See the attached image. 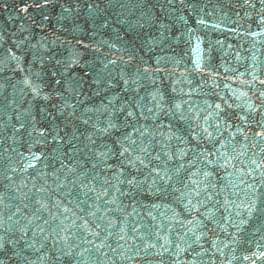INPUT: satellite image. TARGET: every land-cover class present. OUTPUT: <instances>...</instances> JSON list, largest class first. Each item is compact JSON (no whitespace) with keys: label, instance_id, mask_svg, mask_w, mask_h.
Here are the masks:
<instances>
[{"label":"water","instance_id":"obj_1","mask_svg":"<svg viewBox=\"0 0 264 264\" xmlns=\"http://www.w3.org/2000/svg\"><path fill=\"white\" fill-rule=\"evenodd\" d=\"M137 2L156 5L153 12L169 26L164 43H152L150 35L158 36L155 29L132 31L127 24L118 23L124 17H116L112 9H109L107 27L93 24L86 4L96 3L106 8L108 0H78L79 8L77 0H53L55 7L52 4L36 7L43 4V0H0V236L5 243L0 259L5 264H25L24 257H27V264H69L67 257L57 260L61 249L67 251L66 243L92 249L96 256L106 252L103 264H191L193 260L196 264H264V255H261L264 253V214L259 211L249 214V206L256 197L264 200V184L260 183L264 180V165L257 169L250 163L253 159L264 162L261 151L264 137L253 139L254 133L260 130L255 122L264 116V96L260 95L264 92V84L259 82L264 79V22L261 21L264 5L260 0L247 3L246 0ZM62 3L73 8L72 13L66 14L67 20L58 19ZM162 3L165 5L163 11L159 8ZM24 4L30 5L26 13L20 10ZM45 16L49 19L45 20ZM201 20L204 23H200ZM72 60L76 63L65 68L64 65ZM60 74L63 78L71 74L83 82L84 94L79 99L87 105H100L101 101L107 104L112 100L109 107L119 109L124 100L133 103L138 96L145 98L142 103L145 115L150 118L144 121L137 111L136 119L131 122L139 120L138 127H148L145 143L149 139L153 141V156L161 152V159L153 160L152 165L161 167V175L166 165L172 175V180L167 182L157 178L159 187L164 188L167 183L163 193H157L155 188L148 190L155 175L150 167H141L137 173L129 166L124 177L119 178L126 180L135 175L142 181L136 189L126 182L118 184V177L112 175L115 168L110 171L103 163H98L95 171L87 176L82 175L91 169V162L85 160L83 154L68 153L61 158L60 152L55 151L60 145L52 140L53 127L63 128L68 123L52 107L60 102L55 98L62 90V85L55 83L62 78ZM253 74L257 80H253ZM97 75L104 81L99 88L93 82ZM25 77L39 84L44 93H52L54 98L47 102L42 98L34 99L33 93L23 84ZM124 80H128L127 85ZM109 81L114 86L106 91ZM157 102L163 105V110L155 107ZM177 102L181 103V109L166 115ZM215 104L224 109L223 115L230 119L233 131L235 126L243 129L234 140L225 131L224 137L216 141L217 145L220 140L227 144L229 162L222 164L213 156L209 157L213 160L209 165L203 157L194 159L192 151L182 160L176 158L179 149L186 146L173 136V132L190 140L191 130L199 132L206 126L205 117L209 124L215 123ZM250 104L259 111L249 108ZM82 108L77 102V115ZM147 108H153V112L148 113ZM197 113L199 118H196ZM91 115L90 123L96 122L99 113ZM181 115L185 119H181ZM243 116H247V122L241 119ZM73 124L82 131L85 128L79 121L73 120ZM17 128L19 132L15 131ZM121 128L123 130L122 125ZM40 129L47 131L41 135ZM89 131L94 130L89 128ZM116 135L119 133L109 136L108 142L111 143ZM101 142L97 140L98 144ZM200 146L211 148L212 144L201 140ZM164 151L173 155L171 161L162 154ZM117 159L123 160L112 158L108 163L116 165ZM181 164L184 168L177 176L175 169ZM205 168L212 175L192 177L201 182V194L199 197L193 194L191 198L193 203L200 200L203 206L194 211L189 205L185 210L183 203H187V198L182 202L178 197L193 187L189 173ZM54 170L59 180L53 176ZM144 176L149 177L146 182ZM185 183L189 188L184 187ZM61 184L64 187H60ZM173 187L180 192H173ZM105 188L108 189L107 197L103 194ZM121 192L130 194L122 195ZM225 199L229 203L225 204ZM37 200L46 207L37 204ZM105 200L114 201L107 205L111 213L105 211ZM153 204L156 207H152ZM97 206V217L103 216L99 229L95 228L96 217L89 215ZM8 216L12 219L8 220ZM83 220H88L89 224L84 225ZM189 220L192 223H188ZM108 223L114 225L110 229L113 235L104 242L117 248V252L113 253L108 247L95 252L107 235L105 226ZM8 225L12 227L5 232ZM89 227L99 231L100 237L90 235ZM52 229H56V233ZM121 235L124 240H118ZM157 235H166L173 242L167 246V252L159 247L145 248L146 243L156 241ZM195 235H200L201 239L192 243ZM65 236L67 241L63 239ZM9 240L18 243L12 245ZM84 240L92 243H83ZM184 240L192 247L187 248ZM118 244L124 245L123 254ZM176 244L185 250L180 251ZM80 248H73V252ZM87 255L74 259L86 261Z\"/></svg>","mask_w":264,"mask_h":264},{"label":"snow or ice","instance_id":"obj_2","mask_svg":"<svg viewBox=\"0 0 264 264\" xmlns=\"http://www.w3.org/2000/svg\"><path fill=\"white\" fill-rule=\"evenodd\" d=\"M248 0H246V3ZM261 4L264 5V0H260ZM168 3L171 4V0H168ZM49 4H52L53 7H55V4L53 3V0H43V4H37L36 7H45ZM254 7V5H250ZM4 7H7L5 4ZM28 7H30L29 4H24L21 7V11L27 12ZM62 12L60 13L58 19L60 20H67L69 17L66 14H70L73 12V8L68 3H62L60 5ZM76 7L79 8V3L77 0ZM86 8L89 10V15L91 17V22L93 24L98 23L101 27H107L109 24V9L115 10V16L121 17L123 16L124 19L118 20V23L120 24H127L128 29L135 31L137 29L144 30V29H155L158 36H151L150 39L152 40L153 44H162L167 39V34L169 31V26L164 23V21L161 19L160 15H157L153 12V9L156 8V5H145L142 2H137V0H128L127 3L124 2V0H108V7H101L99 4L96 3H88L86 4ZM159 8L161 11L165 9V5L162 3L159 5ZM138 12V15H137ZM127 13V15H125ZM128 17H134V19H129ZM45 20H48L49 17L45 16ZM261 21L264 22V16H261ZM200 23H204L203 20L200 21ZM252 35H257V33H252ZM199 39V38H197ZM13 59H15V56H13ZM60 61H57V64H59ZM76 63L75 60L70 61L68 64H65V68H69L71 64ZM114 63V61L112 62ZM147 68H145V71L147 72ZM54 75H57L54 73ZM61 75V79H56L55 83L57 86L62 85V90L56 93L55 98L59 100V103L53 104L52 107L55 108L57 114L62 117L64 120H67L68 123L64 125L63 128H59V126H54L52 131L55 133L52 136V140L54 143H57L60 145L58 149L55 151L60 152L61 158L68 154H83L84 159L91 162V169L86 170L85 173H82V175L87 176L91 172H94L98 163H103L107 169L110 171L115 168V171L112 172V175L114 177H118L117 183L123 184L127 183L129 186L139 189L142 181L137 180V177L135 175L130 176V178L125 179H119L121 177H124L126 168L131 166L137 173L141 171V167L143 168H151V173H154L155 175L152 176L151 184L148 186V190L151 191L153 188H155V191L157 193H163L167 188V183L165 184L164 188L159 187L156 184L157 178L161 181H171L172 175L169 174V170L167 166L165 165L163 167L164 174L161 175V167L160 166H153L152 161L153 160H160L161 159V152H157L156 155H152V144L153 141L151 139L148 140L147 143H145V136L148 132V127L146 125H140L139 120H136V123H132L131 121L133 119H136V112L139 111V117L143 119L144 121H147L150 117L148 115H145L144 111V105L142 101L145 99L144 97H137V100L133 103H129L128 100H124L120 106L119 109L113 107H109L113 104L112 100H109L107 104H105L103 101H101L100 105H87L84 101H80V96L84 94L83 92V82L76 78L75 76L69 74L66 78H63V74ZM253 80H257L258 77L253 74ZM97 87L99 88V85L104 83L97 75L93 81ZM125 85L128 84V80L123 81ZM261 84H264V79L259 80ZM23 84L30 89V91L33 93V98H42L46 102L51 101L54 96L52 93H44L41 86L39 84H36L30 80V78L25 77L23 80ZM111 81L108 82V85L106 87V91L108 87H113ZM159 91V90H158ZM175 91V89H173ZM67 94V95H66ZM99 94L98 92L96 93ZM151 95V94H150ZM161 98L163 99V93H160ZM261 96H264V92L260 93ZM152 100L155 101L156 97L155 95L151 96ZM116 99H119L117 96ZM77 102H79L81 105H83V108L80 111V114L77 115ZM207 103V102H206ZM101 107H103V111H101ZM155 107L158 109L163 110V105L157 102L155 104ZM182 105L181 103L177 102L172 105L171 108L167 110L165 113L166 115L173 114L174 110L181 109ZM209 107H212V105H209ZM228 107H231V105H228ZM249 108H252L254 111H259L258 108H256L255 105H249ZM70 109V111H66ZM215 109V123L209 124L208 123V117H205V125L203 126L199 132H197L195 129L190 131L191 139H185L183 138L179 133L173 132V136L181 143L184 144L186 147L179 149V155L176 157L178 159H184L189 151L193 152V157L200 158L203 157V159L206 161L207 164L211 165L213 164V160L209 159V157L215 156L216 160L222 161V164H227L229 162V159H231L227 155V144L224 142V140H220L219 145H217L216 141L220 139L221 137H224V132L227 131L229 133L230 139H235V136L237 133H243V129H241L239 126H235V131H233V125L231 124L230 119L223 115L224 109L221 107L220 104L214 105ZM42 111H46V109H42ZM148 113L153 112V108H147ZM93 113H99V117L97 118L96 122L90 123V121L93 120V116L91 114ZM212 113H209V116H211ZM121 117H123V120H121ZM196 118H199V113H197ZM19 119V117H17ZM33 119L35 117L33 116ZM181 119H185L183 115H181ZM242 120L247 122V116L241 117ZM9 120H11V117H9ZM73 120L79 121L80 124L84 125L85 128L82 131L79 127H76L73 124ZM102 120V123H101ZM256 127L260 129L259 131H256L254 133L253 139L256 137H264V116H262L261 120L256 121ZM121 125L123 126V130L121 128ZM163 127V125H160ZM24 125L21 124L20 128H23ZM71 127V130L69 128ZM171 124L168 125L169 130H171ZM20 128L15 129L16 132H19ZM89 128L93 129L94 131H89ZM223 129V130H222ZM46 129H40V134L44 135L46 132ZM61 132L64 134L61 135ZM119 133V135H116V138L111 141V143L108 142L107 138L109 136L115 135ZM137 134V135H134ZM100 139L101 143H97V140ZM171 139V137H169ZM248 137L247 135H244V140L247 141ZM201 140H207L212 144L211 148H201ZM192 141H195V144L192 143ZM255 147V145H253ZM224 151H221V150ZM262 152H264V148L261 149ZM164 156L167 157L169 161L173 159V155L169 154L167 151H164L162 153ZM37 157H34L36 159ZM112 158H123V160L117 159V164L112 165L109 164L108 161ZM53 159H56V157H53ZM124 161L127 163L125 164ZM251 165H255L257 169L261 168L262 165H264V162L258 163L257 160L253 159L251 160ZM30 167L34 165H29ZM192 162L189 161V167H192ZM63 167V165H62ZM184 168V165L181 164L178 168L175 169V174L179 176L180 171ZM250 171H255V169H249ZM72 172H75L74 169L71 170ZM150 173V174H151ZM197 175H203L205 178L212 175V172L205 168L203 170L197 169L195 171H192L189 173V180L191 181V185L193 186L191 189H189L188 192H181L180 199L182 202L185 198H187V203H183V207L185 210L189 209V205L191 206V209L194 211H198L200 206H203L202 202L200 200H196L195 203H193L192 195L194 194L196 197H199L201 194L200 190V183L199 181L192 179V177H195ZM53 176H55L56 180H59V176L57 175V171L54 170ZM148 176L143 177V181L148 180ZM67 179V177H65ZM93 179H95L93 177ZM183 182V181H181ZM107 183V181H106ZM261 184H264V180L260 182ZM60 187H64L63 184L59 185ZM112 187L116 188L117 191H121L120 188L116 187V185H113ZM184 187L187 189L189 188V185L187 183L184 184ZM215 187V185H213ZM249 187H252L251 185ZM205 192H207V184H205L204 188ZM38 191H43V189H39ZM173 192H180V189L173 187ZM253 191L255 192L256 189L253 188ZM103 194L105 197L108 195V189L105 188L103 191ZM122 195L130 194V193H124L121 192ZM208 198L211 199V194H208ZM114 201L105 200V211L108 213H111L112 209L107 208V205L110 203H113ZM37 204H41L40 200L36 201ZM225 204L229 203L227 199L224 201ZM259 203V206H258ZM41 207H46L45 204H41ZM58 207V205H57ZM152 207H156L155 204L152 205ZM40 209H37L36 211L39 212ZM65 212L68 211L67 208L64 209ZM97 211H99V206H97L96 211H90L89 215L92 217H96V220L98 222L95 223V228L99 229L102 226L103 223V216L97 217ZM253 211H259L261 214H264V200H260L259 197H256L255 200H253L249 206V214H251ZM12 217L8 216V220H11ZM67 219V217H65ZM83 219V218H81ZM45 224L48 222L45 220ZM74 223V222H73ZM188 223H192V221H188ZM84 225H88V220H83ZM2 226V224H0ZM112 223H108L105 226V231L107 235L104 237V240H101L100 244L96 246L95 252H100L101 249L108 247L113 253L117 252V248H111L110 244H105L104 241H106L109 237L113 235V232L110 230L113 228ZM12 225H8L4 230L7 232L9 228H11ZM41 232L44 231L43 228L40 229ZM87 231L95 238L100 237L99 231H92L91 227L87 229ZM121 231L123 229L121 228ZM53 233H56V229H52ZM79 238V237H78ZM65 241H67L68 237H63ZM183 240L184 238L181 237ZM201 239L200 235H195V239L192 241V243H197ZM118 240H124V236H118ZM160 241H163L162 243ZM8 243L15 245L18 243L15 240H9ZM55 243V242H54ZM83 243L91 244V240H84ZM173 242L165 235L160 236L157 235V239L155 242H150L145 244V248H157L163 249L164 252L168 251V245H171ZM184 243L186 244L187 248H191L192 244L188 243L187 240H184ZM31 247V245H29ZM117 247L121 249V254H123L124 245L118 244ZM176 247L180 251H184L185 249L180 248L179 244H176ZM5 248L4 243V237L0 236V250ZM65 248H67V251H64V249H61V256L57 257V260H63L64 257L68 258L69 264H103L102 257H106L107 253H101L100 256H96L93 254V250L89 248H80V245H70L65 244ZM73 248H80L79 251L73 252ZM87 255V260L84 259L76 260L74 257H85V254ZM161 255L163 253H160ZM201 253H195V255H200ZM14 255H20V253H14ZM261 255H264L262 253ZM245 259H248V257H245ZM25 264H27V257H24ZM0 264H5V261L0 259ZM191 264H196V261L193 260Z\"/></svg>","mask_w":264,"mask_h":264}]
</instances>
